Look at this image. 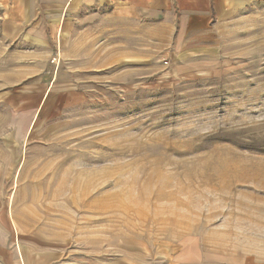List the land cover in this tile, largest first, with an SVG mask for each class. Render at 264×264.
<instances>
[{
  "label": "rangeland",
  "instance_id": "obj_1",
  "mask_svg": "<svg viewBox=\"0 0 264 264\" xmlns=\"http://www.w3.org/2000/svg\"><path fill=\"white\" fill-rule=\"evenodd\" d=\"M70 33L0 31V209L56 264H264V6L204 57Z\"/></svg>",
  "mask_w": 264,
  "mask_h": 264
},
{
  "label": "crops",
  "instance_id": "obj_2",
  "mask_svg": "<svg viewBox=\"0 0 264 264\" xmlns=\"http://www.w3.org/2000/svg\"><path fill=\"white\" fill-rule=\"evenodd\" d=\"M256 6H264V0H0V31L8 39H17L26 32L44 37L50 28L60 30L63 38L69 29L72 45L79 46L80 40L75 41L87 15L93 29L101 27L104 32L103 48L108 47L104 57H137L143 47L159 43L172 46L175 57H204L225 23ZM117 30L118 46L106 34ZM47 92L40 111L51 112L55 105ZM15 221L0 209L1 264H56L62 259V248L42 244L34 234L17 229ZM221 256L202 264H241Z\"/></svg>",
  "mask_w": 264,
  "mask_h": 264
}]
</instances>
